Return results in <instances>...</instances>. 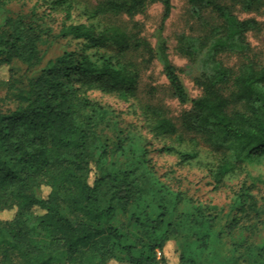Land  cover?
<instances>
[{
  "label": "trees",
  "instance_id": "1",
  "mask_svg": "<svg viewBox=\"0 0 264 264\" xmlns=\"http://www.w3.org/2000/svg\"><path fill=\"white\" fill-rule=\"evenodd\" d=\"M42 1L51 3L52 11L65 12L68 20L80 0ZM150 1L94 0L86 13L97 24L61 26L59 36L78 41L80 53L50 60L34 78L20 75L17 63L29 68L42 64L39 45L46 31L26 25L21 16L8 18L0 30V70L7 68L10 74L0 86L6 87L8 100L17 102L14 111H0V264H54L61 251L66 264H168L165 257L159 262L156 252L189 221V239H180L176 249L179 264H264V244L234 243L223 250L222 234L215 229L219 217L206 216L200 206L182 210L175 222L187 202L158 181L148 147L131 149L132 132L119 128L109 119V109L89 96L101 91L132 100L134 115L139 110L145 118L142 128L163 144L160 151L177 155L180 163L198 154L179 147L206 149L215 161L211 173L216 187L246 165L262 164L264 64L250 57L248 40L262 26L256 19H241L235 9L261 8L264 0H189L190 15L203 32L180 35L178 45L199 65L196 83L202 96L191 101L180 126L165 108L144 102L139 93L142 69L159 62L174 98L182 105L190 101L164 35L173 0H159L164 14L155 46L140 33L101 21L133 20ZM106 48H114V54L94 61L96 54L90 53ZM224 54L240 55L244 62L236 71L221 61ZM106 130L116 133V146L103 144ZM116 153L125 162H116ZM251 189L240 190V204L252 199ZM36 190L47 195L38 198ZM250 207H257L252 200ZM28 212L33 213V227L27 225ZM120 213L139 232H122L115 224ZM10 214L14 217L4 220ZM238 220L235 216L232 222Z\"/></svg>",
  "mask_w": 264,
  "mask_h": 264
},
{
  "label": "rangeland",
  "instance_id": "2",
  "mask_svg": "<svg viewBox=\"0 0 264 264\" xmlns=\"http://www.w3.org/2000/svg\"><path fill=\"white\" fill-rule=\"evenodd\" d=\"M3 1V0H2ZM7 4L0 5V30L8 18H17L21 16L26 25H34L44 29L46 35L42 36L40 42V54L42 64L29 68L20 62L17 63L20 68L19 74L28 77H38L41 71L50 60H54L66 52L80 53V43L71 38H62L59 36L61 26L74 24H97V20L91 19L87 15V8H91L94 0H80L72 9L70 19H66V13L59 9H51V3H44L42 0H6ZM261 1V0H260ZM52 2V1H51ZM164 8L159 0H151L147 9L135 17L133 20L126 16L106 20L101 19L103 23L110 22L125 27L130 32L140 33L153 46L156 45V33L161 27L163 21ZM235 14L241 19H256L261 23V32H252L248 35L252 53L250 57L258 64H264V7H255L251 11L243 10L241 5L235 9ZM210 22L217 24L216 16L207 14ZM138 24V26H135ZM203 30L190 15L189 0H173V12L165 23L164 35L169 46V55L176 66L182 82L189 96V103L180 104L173 96L169 82L164 74L163 66L159 62H154L150 68L142 69V81L139 89L140 98L155 106L163 107L167 110L171 118L180 126L182 115L191 108V101L202 96V89L197 85L196 79L199 76V65L185 56L178 45V37L182 34L202 35ZM114 54V48H106L99 52L93 51L90 55L96 54L94 61L100 55ZM136 54H132L134 57ZM221 61L228 67L236 71L244 62L243 58L237 54H224L220 57ZM141 57L137 58L138 63ZM7 68L0 70V81L6 82L9 79ZM7 89L0 86V111L12 112L17 107L15 100L7 99ZM89 96L95 101L100 102L110 111L109 119L116 122L119 128L125 131H131L132 148L148 147L149 158L155 165L158 181L166 185L167 192L179 194L187 203L180 206L177 211L178 216L182 210L189 212V209L201 207L207 215L218 216L219 222L215 229L221 232L224 240V249L228 250L234 243L245 244L254 242L264 244V162L262 164L246 165L238 174L225 179L222 184L216 187L211 169L214 168L215 161L212 155L208 154L206 149L192 148L188 145L179 147L182 152L189 154L197 153L198 156L187 163H180L175 154L164 153L161 150L163 144L155 140L147 128H142L145 124V118L140 116L139 110H136L133 101L124 102L114 95L105 94L101 91H92ZM141 134L142 138L139 137ZM103 144L107 146H116V133L113 130L103 132ZM128 144V143H126ZM152 145V147H151ZM116 162H125L119 153L113 157ZM252 187L248 199L241 203L239 196L240 190ZM38 198L45 197L47 191H35ZM251 200L256 203V209L250 207ZM210 206V207H209ZM217 206L216 210H210ZM235 216L238 217L237 223H233ZM14 214L5 217L4 220H10ZM71 220L77 222L76 216H71ZM26 221L29 227L35 225V219L32 212L26 214ZM122 232L134 235L140 229L129 226V219L125 213H120L115 221ZM236 228L234 229L233 227ZM191 221H189L182 230H179L178 237L168 243L163 251H157L158 261L165 257L168 264H179V255L176 252L180 239L188 240L190 236ZM205 257L207 252H204ZM2 256L0 255V261ZM67 256L61 251L55 256L54 264H66ZM110 264H126V262L112 261Z\"/></svg>",
  "mask_w": 264,
  "mask_h": 264
}]
</instances>
